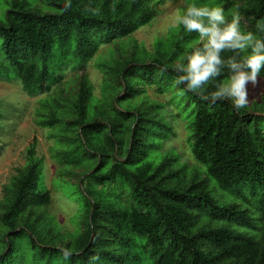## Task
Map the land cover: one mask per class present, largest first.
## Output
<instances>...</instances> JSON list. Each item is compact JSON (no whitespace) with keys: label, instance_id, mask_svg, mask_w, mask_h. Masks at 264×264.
I'll return each instance as SVG.
<instances>
[{"label":"trees","instance_id":"1","mask_svg":"<svg viewBox=\"0 0 264 264\" xmlns=\"http://www.w3.org/2000/svg\"><path fill=\"white\" fill-rule=\"evenodd\" d=\"M6 2L0 76L19 80L30 94L51 92L58 72L85 66L101 45L120 46L104 70L101 97L84 73L71 93L41 101L38 123L57 130L53 156L81 179L80 229L70 240L55 234L52 193L40 188L43 159L34 141L0 198V264L15 257L22 264H264V102L237 111L230 101L211 104L181 91L174 83L180 73L171 69L186 63L198 33L181 25L155 52L135 39L126 49L125 39L158 15L153 0ZM189 2L221 7L229 21L238 14L241 31L264 37L256 27L264 25V0ZM221 55L227 60L233 53ZM227 75L225 68L220 79ZM153 85L161 93L173 86V100L185 97L184 109L193 106L189 143L200 166L179 162L175 150L160 151L175 131L163 103L147 104ZM212 90L210 83L206 94ZM212 179L214 190H230L245 207L221 204Z\"/></svg>","mask_w":264,"mask_h":264},{"label":"rangeland","instance_id":"2","mask_svg":"<svg viewBox=\"0 0 264 264\" xmlns=\"http://www.w3.org/2000/svg\"><path fill=\"white\" fill-rule=\"evenodd\" d=\"M31 1L35 4L43 3V0ZM153 2L157 3L158 15L150 24L133 33L132 39H125L122 44L126 49L130 47L129 42H133L132 40L135 39L140 49L144 48L148 52H155L160 41L168 43L171 39V34L174 33V28L170 26L173 17L185 10L188 4H191L189 0H153ZM7 10L8 3L6 0H0L1 18H5ZM117 46H120V44L101 45L96 55L85 66L79 64L65 66L63 71L56 74V77L61 76V78L56 81L49 93L30 94L24 90L19 80H6L0 76V198L5 193V185L10 182L13 174L16 173V168L25 165L27 149L35 141L37 154L43 159L40 188L45 189L47 187L52 193V202L48 207V212L51 214L49 215L50 220L54 225L55 234L69 240L73 238L80 229L78 227L81 226V210L78 207L81 196L78 182H81V179L78 181L74 173H71L70 169L61 167L58 159L53 156L56 148H58V143L55 138L51 137V133L57 132V130L43 127L38 123L39 112L42 111L41 101L45 99L52 100L56 93L60 91L65 96L71 93L73 89L77 88L79 75L84 73L89 76L93 84L95 96L101 97L104 70L112 59L119 55ZM1 53L2 49L0 47ZM139 53L143 55L142 52ZM174 89L172 86L169 87L166 93H161L155 85L146 88L147 104L154 101L163 103L161 113L172 123L175 131L174 135L163 141L160 151L175 150L179 162L187 163L189 168H196L200 165L195 161L191 152L188 131V114L193 106L187 107V110L184 109L185 97L181 99V96H176L177 101L173 100ZM249 92V107L256 104V102L263 103L264 79H260L259 84L255 87L250 85ZM211 182L212 194L219 199L221 204L224 201L235 200L242 207H245V201L236 199L230 190H223L222 188L221 190H214L217 183L214 179ZM251 198H254V196ZM17 260L19 259L15 257L12 264L18 263ZM1 263L4 264L2 261ZM74 264H80V262Z\"/></svg>","mask_w":264,"mask_h":264},{"label":"clouds","instance_id":"3","mask_svg":"<svg viewBox=\"0 0 264 264\" xmlns=\"http://www.w3.org/2000/svg\"><path fill=\"white\" fill-rule=\"evenodd\" d=\"M70 4L65 5V9ZM183 26L188 33H198L199 43L186 56V63L177 61L173 72L179 71L174 83L183 85L182 92H192L211 104L230 101L237 111L250 104L249 86L260 82L264 70V37L258 38L251 30L241 31L238 14L229 21L221 7L198 6L191 3L177 13L171 27ZM258 32H264V25H257ZM231 52L227 60L222 53ZM245 53L244 55H241ZM225 68L228 75L221 80ZM214 90L207 92L206 86ZM65 258L69 252L64 251Z\"/></svg>","mask_w":264,"mask_h":264}]
</instances>
